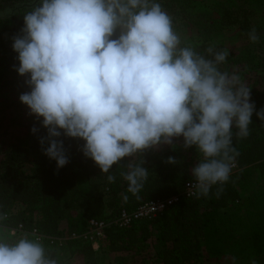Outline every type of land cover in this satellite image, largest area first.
Returning a JSON list of instances; mask_svg holds the SVG:
<instances>
[{
    "label": "clouds",
    "instance_id": "obj_1",
    "mask_svg": "<svg viewBox=\"0 0 264 264\" xmlns=\"http://www.w3.org/2000/svg\"><path fill=\"white\" fill-rule=\"evenodd\" d=\"M21 32L13 37L14 67L31 90L19 100L42 118L47 135L39 142L57 168L68 163L62 134L84 141L83 155L109 183L122 159L183 137L200 156L188 195L207 197L228 182L239 155L233 129L239 138L249 135L255 104L238 75L220 70L227 50L209 47L206 56L181 46L158 0H36ZM248 38L258 42L255 29ZM256 115L264 121V109ZM120 175L137 195L149 171L140 160ZM0 264L58 261L40 237L24 233L12 243L0 235Z\"/></svg>",
    "mask_w": 264,
    "mask_h": 264
},
{
    "label": "trees",
    "instance_id": "obj_2",
    "mask_svg": "<svg viewBox=\"0 0 264 264\" xmlns=\"http://www.w3.org/2000/svg\"><path fill=\"white\" fill-rule=\"evenodd\" d=\"M17 1L23 0H0V5ZM253 1L262 0H231L224 4L218 27L247 29V6ZM158 2L172 18L173 26L183 18L173 28L182 29L181 46H191L206 56L209 47L227 50L212 41L210 35L207 37L201 25L188 31V20L196 23L197 16L191 0ZM25 14L19 11L0 17V87L5 84L6 75L17 73L18 54L13 51L12 42L13 37L22 35ZM248 47L247 58L254 61L245 62L252 69L264 71V38ZM227 52L226 60L219 65L222 72L234 59ZM239 58L246 56L241 54ZM30 90L26 81L19 88L20 95ZM250 102L255 104V111L249 135L239 138L233 129V146L239 155L235 161L237 169L228 182L213 186L207 197L182 196L155 217L137 219L125 227L114 223L122 210L132 212L147 201L167 199L193 180L191 168L200 158L195 146L185 148L183 137L181 141L173 138L171 145L151 147L126 157L119 165H113L116 180L109 183L95 162L83 155V140L61 135L68 163L57 168L56 161L44 154L47 144L42 147L39 142L40 137L47 135V129L36 127L38 132L33 134L31 129L35 126H27L8 145H0V214L9 213L0 225L7 229L21 224L25 230L36 228L55 238L53 242L45 240L43 245L46 254L58 264H63L65 256L78 258V264H99L104 253L111 254L109 264H250L252 259L264 264V214L257 215L246 206L255 186L264 193V121L256 115V111L264 109V86L250 91ZM169 157L176 163H169ZM140 160L149 175L142 190L133 195L127 192L128 184L120 173L128 170L129 163ZM91 165L97 167L93 177ZM125 195L127 201L123 199ZM89 219L108 224L99 250H94L88 241L70 237L72 233L86 232ZM154 232L160 247L152 253L148 239ZM63 235L67 238L61 239Z\"/></svg>",
    "mask_w": 264,
    "mask_h": 264
},
{
    "label": "rangeland",
    "instance_id": "obj_3",
    "mask_svg": "<svg viewBox=\"0 0 264 264\" xmlns=\"http://www.w3.org/2000/svg\"><path fill=\"white\" fill-rule=\"evenodd\" d=\"M194 6V11L197 16L194 17L196 23H190L188 20L189 32L192 29H198L200 25L205 29L206 36L210 35L212 41L221 43L233 56L232 62L226 65V72L229 74H236L240 77V82L245 84L250 91L252 89L262 88L264 86V71H257L252 69L245 62L246 60L254 61L253 58H247L248 46L254 44L248 38V34L255 29L259 36V40L264 38V1H253L247 6L248 23L247 29H240L238 27H231L223 29L218 27V19L220 12L224 8V4L230 3L231 0H191ZM36 0H23L16 3H3L0 5V17L14 15L19 11L27 13L35 6ZM186 20V19H185ZM183 21L180 18L176 21V27ZM183 27V26H182ZM201 28V27H200ZM174 31L178 35H183L182 29ZM118 35V33H117ZM197 33L195 34V36ZM115 38V36L113 37ZM258 40V41H259ZM256 43V42H255ZM244 54L246 58H239ZM264 55V54H263ZM27 77L20 76L18 73H11L4 77L5 84L0 87V145H8L11 139L16 135H22L27 126L33 125L35 127L41 126L42 118H37L30 114L29 108L20 102L19 88L25 84ZM180 138V141L182 137ZM164 144L161 143L155 148L160 149ZM96 165L90 166V173L93 177L95 175ZM246 206L257 215L264 214V193L255 186L250 199ZM64 223L61 224V228ZM0 235L3 236L5 242H15L19 236H11L6 229L0 226ZM63 235L61 239H66ZM160 247V242L157 239V233L154 232L150 239H148V248L154 253ZM111 254L104 253L101 255L99 264H109ZM78 258H70L65 256L63 264H78ZM211 264H229L228 262L211 263Z\"/></svg>",
    "mask_w": 264,
    "mask_h": 264
},
{
    "label": "built area",
    "instance_id": "obj_4",
    "mask_svg": "<svg viewBox=\"0 0 264 264\" xmlns=\"http://www.w3.org/2000/svg\"><path fill=\"white\" fill-rule=\"evenodd\" d=\"M236 169L237 164L235 162L232 172H234ZM192 183H194V180L186 182L184 188L179 193L167 199L147 201L132 212L122 210L120 215L114 220V223L119 227H125L130 225L134 220L155 217L158 213L163 211L165 207L177 202L182 196H192L188 195L189 191L191 190L189 186ZM8 216L9 213L4 214L5 218ZM107 225V222L103 220L89 219L86 232L83 234L72 233L70 237L81 238L85 241H88L94 250H99L101 243L104 242L105 239V228ZM6 230L11 236L20 237L24 233H30L33 235V237H40L42 243H44L45 240H49L50 242L55 240V238L48 237L40 233L36 228L25 230L21 224H18L17 227L7 228Z\"/></svg>",
    "mask_w": 264,
    "mask_h": 264
}]
</instances>
